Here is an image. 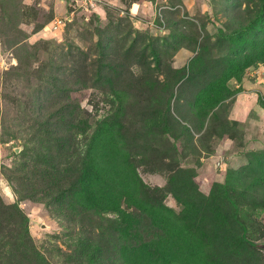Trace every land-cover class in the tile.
<instances>
[{"label": "rangeland", "instance_id": "1", "mask_svg": "<svg viewBox=\"0 0 264 264\" xmlns=\"http://www.w3.org/2000/svg\"><path fill=\"white\" fill-rule=\"evenodd\" d=\"M263 241L264 0H0V264Z\"/></svg>", "mask_w": 264, "mask_h": 264}, {"label": "water", "instance_id": "2", "mask_svg": "<svg viewBox=\"0 0 264 264\" xmlns=\"http://www.w3.org/2000/svg\"><path fill=\"white\" fill-rule=\"evenodd\" d=\"M257 247L261 248L264 250V241L263 242H259L255 244Z\"/></svg>", "mask_w": 264, "mask_h": 264}, {"label": "trees", "instance_id": "3", "mask_svg": "<svg viewBox=\"0 0 264 264\" xmlns=\"http://www.w3.org/2000/svg\"><path fill=\"white\" fill-rule=\"evenodd\" d=\"M247 242H249V241H247ZM250 243V242H249Z\"/></svg>", "mask_w": 264, "mask_h": 264}]
</instances>
